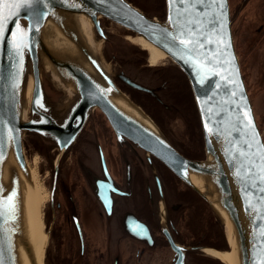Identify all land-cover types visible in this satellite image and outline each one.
<instances>
[{"label":"water","instance_id":"95a60500","mask_svg":"<svg viewBox=\"0 0 264 264\" xmlns=\"http://www.w3.org/2000/svg\"><path fill=\"white\" fill-rule=\"evenodd\" d=\"M165 2L164 22L145 15L126 0H37L30 8L21 9L15 21L26 31L21 33L14 23L7 24L8 31L0 40V264H26L29 251L24 223L28 219L27 185L33 182L24 138L39 140L47 155L58 152L66 156L94 110H99L118 137L136 147L148 163L149 154L161 160L205 200L222 225L220 213L231 223L239 264H264V139L235 51L229 1L223 9L213 0ZM81 15L92 22L98 40L108 41L105 22H110L150 43L186 75L202 124L204 161L182 157L152 120L118 89L100 54L84 35ZM190 21H195V26ZM51 30L71 46H56ZM182 30L203 47H185L181 40L190 36L181 35ZM220 39L226 46L218 43ZM15 42L22 45L19 50L13 46ZM47 69L71 89L70 98ZM117 79L148 93L125 75ZM188 173L205 177L212 189L206 188V182L199 189ZM208 192L217 200L220 213L207 199Z\"/></svg>","mask_w":264,"mask_h":264},{"label":"flooded vegetation","instance_id":"af4514ba","mask_svg":"<svg viewBox=\"0 0 264 264\" xmlns=\"http://www.w3.org/2000/svg\"><path fill=\"white\" fill-rule=\"evenodd\" d=\"M126 1L158 22L165 21V0ZM228 1L235 51L244 69L247 57L264 51V0ZM125 32L127 38L136 37ZM145 53H139L137 62L119 63L122 68L112 72L115 85L182 157L204 161L202 124L186 75L171 64L152 65ZM258 65L262 70L264 65ZM124 68H135L147 82ZM122 75L148 93L122 83L117 79ZM24 146L28 157L34 151L48 165L45 178L50 200L45 221L53 240L62 242L59 255L63 260L53 255L57 264H72L69 255L73 253H78V264H224L195 251H229L205 200L155 155H148V163L136 147L122 141L99 110L90 113L66 156L52 152L46 157L34 137Z\"/></svg>","mask_w":264,"mask_h":264},{"label":"rangeland","instance_id":"374dc122","mask_svg":"<svg viewBox=\"0 0 264 264\" xmlns=\"http://www.w3.org/2000/svg\"><path fill=\"white\" fill-rule=\"evenodd\" d=\"M149 17L156 19L155 16L152 14L149 15ZM253 19H250V22ZM106 27V33L108 36V41L105 43L104 41H101V46H99L100 50V56L103 60V63L106 65V67L109 69L110 73L120 69L119 63L122 61L126 62H137V58L139 57V53L143 55L145 52L141 50L140 45L132 43L127 40L126 32L124 29L116 26L115 24H112L110 22H105ZM239 28V27H238ZM98 42V41H97ZM235 43V39H234ZM145 56L149 58L148 53H145ZM109 58L112 61L109 63L108 60H105V58ZM242 60L246 55L240 56ZM239 59V57H238ZM245 60V59H244ZM144 61V60H143ZM258 62H261V64L264 65V51L259 52L256 50L253 55L247 57L245 60L244 69H242V76L244 77V81L246 82V88L249 94V97L251 99L254 112L256 115V120L259 126V129L261 130L263 139H264V67L263 69H259L261 66L258 65ZM163 64H171L176 66L171 60H165L162 62H159L158 65L162 66ZM244 64V61H243ZM177 67V66H176ZM122 68V67H121ZM125 69V68H124ZM132 77L143 79L140 75V72L137 71L135 68H126L125 69ZM113 75V74H112ZM146 81L145 79H143ZM142 80V81H143ZM147 82V81H146ZM48 87H51L49 83H47ZM137 106V105H136ZM138 107V106H137ZM153 122V121H152ZM263 124V126H262ZM30 137V136H29ZM25 137L24 143L27 142V139H32V137ZM35 140H37L35 138ZM39 142V140H37ZM40 143V142H39ZM41 146H43L40 143ZM27 149L29 146H26ZM25 149V155L27 157L28 165L31 170H37L39 181L44 184L45 192L47 193V199L44 200V203L41 207V213L43 215V219L45 221V214H47L48 211V205L50 200V192L48 190V184H47V178H45V172L47 171L46 167V158L41 156H36V153L32 151L34 154L30 153L29 157L27 156V151ZM44 149V147H43ZM45 156L47 155L44 149ZM52 152H49V154ZM32 154V156H31ZM48 154V155H49ZM36 156V160H33L32 157ZM48 155L46 157H48ZM48 166V165H47ZM203 199V198H202ZM204 200V199H203ZM210 207V206H209ZM162 210L164 211V208L162 207ZM162 212V211H161ZM211 215L213 219V224L217 226L218 231L220 232L221 236H223L224 240L227 241V237L225 235L224 227L221 224V222L217 219V216L215 215L214 211L211 209ZM47 222V218L46 221ZM48 222L45 224V232L47 234V241L45 246V253H44V264H57V260L53 259V255H59V248L61 247L62 242H55L53 240V237L49 235L50 231L48 230L49 226ZM76 245V242H75ZM73 247V246H72ZM77 247V246H76ZM230 250V249H229ZM76 253V250H75ZM62 255V253H60ZM78 254V253H77ZM76 256L73 254H70L72 259V264H78L79 260ZM57 259H62L59 255ZM68 260V258H67ZM108 264V262H106ZM68 264V263H67ZM99 264V263H96ZM111 264V263H110Z\"/></svg>","mask_w":264,"mask_h":264},{"label":"bare ground","instance_id":"6f19581e","mask_svg":"<svg viewBox=\"0 0 264 264\" xmlns=\"http://www.w3.org/2000/svg\"><path fill=\"white\" fill-rule=\"evenodd\" d=\"M80 25L82 28V31L84 35H86L88 41L92 44L95 52L97 54H100L99 46H101V42L97 40V35L93 29L92 22L85 16L81 15L80 17ZM50 37H52L54 44L58 46L59 48L69 47L71 46L67 40L60 35L59 33L51 30ZM128 41L140 45V47L144 50H146L149 54V60L152 65H158L159 62L169 60V58L153 47L150 43L145 41L144 39L140 37H134V38H127ZM98 41V42H97ZM50 76L53 77L55 82L60 85L62 89L67 91L68 95L67 98H70L72 96L71 89H67L64 87V85L59 81V79L51 72V70H46ZM30 100H31V86L27 89V100H26V107H25V119L28 120L29 118V108H30ZM133 103V102H132ZM124 105V104H123ZM125 106H129L128 102H125ZM133 109H135L133 107ZM208 160L211 161V155L208 157ZM32 174V182L33 184H28V218L24 225L27 226V229H24V239L27 242L26 247L29 249L28 253L25 254V262L26 264H44V253H45V246L47 241V234L44 230L45 228V221L43 219V215L41 213V207L44 203V200L47 199V193L44 189V184L39 181L37 170H31ZM190 176L191 181L193 184L202 190L203 188V182L208 183L209 186L206 187L208 190L212 189L210 182L205 177H195L192 176L190 173H188ZM212 183V182H211ZM210 195V192H208ZM215 197L211 196L207 197L212 204L213 207H215L218 212L219 204L217 203V200ZM221 212V211H220ZM219 212V213H220ZM222 216V223L224 226L225 235L227 237V242L229 244L230 250L228 252H219L212 249H205L203 250V253L207 256H210L212 258H215L219 261H221L224 264H239L238 258H237V248H236V242L235 238L232 234V225L231 223ZM228 222H227V221Z\"/></svg>","mask_w":264,"mask_h":264},{"label":"snow or ice","instance_id":"6c2138e0","mask_svg":"<svg viewBox=\"0 0 264 264\" xmlns=\"http://www.w3.org/2000/svg\"><path fill=\"white\" fill-rule=\"evenodd\" d=\"M37 0H0V40L4 39V34L8 31L7 24L8 23H14L15 27L17 29L21 30V33L26 31L22 25L15 23V21L19 18L20 10L24 8H30L31 5L36 3ZM170 4H175L177 3V0H169ZM180 3H184V0H179ZM203 0H194V3H202ZM213 3H218L220 7L223 9L224 5L226 4V0H213ZM222 14H225L222 12ZM171 19V17H170ZM189 23L193 24L195 26V21H190ZM222 27V25H221ZM181 35H188L190 36L189 39L181 40V43L185 47L191 46L192 50H195L196 47H203L202 43H199L198 41L195 40L194 36H191L190 33L184 32L183 30L181 31ZM218 43L221 46H226L224 45L223 39H220ZM15 48L19 50V48L22 46L19 42H15L13 44ZM245 116H248L249 114L246 112L244 114ZM249 125H251V118L249 117ZM264 159V157H262ZM264 170V169H262ZM261 179H264V176L261 177ZM0 188H2V185H0ZM14 195L12 197H9V202H11L14 198ZM14 209V205H13ZM0 215H3V210L2 207H0Z\"/></svg>","mask_w":264,"mask_h":264}]
</instances>
